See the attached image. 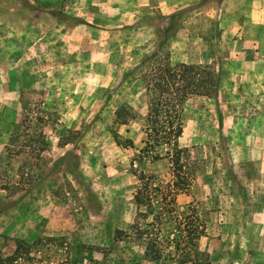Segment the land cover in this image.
Segmentation results:
<instances>
[{"label":"rangeland","instance_id":"374dc122","mask_svg":"<svg viewBox=\"0 0 264 264\" xmlns=\"http://www.w3.org/2000/svg\"><path fill=\"white\" fill-rule=\"evenodd\" d=\"M163 57L221 75L218 100L185 105L193 181L172 214L199 211L203 254L264 208V0H0V264H142L138 175L173 179L141 151L139 78Z\"/></svg>","mask_w":264,"mask_h":264},{"label":"trees","instance_id":"16d2710c","mask_svg":"<svg viewBox=\"0 0 264 264\" xmlns=\"http://www.w3.org/2000/svg\"><path fill=\"white\" fill-rule=\"evenodd\" d=\"M139 82L148 96L147 139L141 151L154 160L167 156L171 162L173 179L163 183L155 174L138 175L139 182L134 193L137 208L142 218L147 220L150 215L153 218L147 223V229L140 224L137 226L136 238L143 240L144 253L152 260L175 255L180 262H185L192 260L193 254L200 256L198 243L202 237L207 236V228L197 209L192 217L172 214L176 195L188 191L193 181L189 149L180 142L184 132L183 112L192 97L203 96L218 100L221 75L209 64L172 62L163 57L152 64L147 72L142 73ZM222 125L221 120L220 126ZM172 220L177 224V233L167 234L163 238L160 231L154 232L151 229L156 222L168 224ZM206 253L202 254L205 257L202 264H210ZM19 258L20 256L14 254L4 261L15 264ZM74 262L67 258L57 264ZM44 264L53 263L49 261Z\"/></svg>","mask_w":264,"mask_h":264},{"label":"crops","instance_id":"0c3cea01","mask_svg":"<svg viewBox=\"0 0 264 264\" xmlns=\"http://www.w3.org/2000/svg\"><path fill=\"white\" fill-rule=\"evenodd\" d=\"M254 213L252 217L242 212L241 217L232 222L221 221L224 225L229 224L222 234L225 242L214 243L212 250L208 246L206 255L210 264H264V208ZM199 254H193L192 260L185 262H180L175 255L155 260L148 258L146 253H141L139 257L142 264H202V253Z\"/></svg>","mask_w":264,"mask_h":264}]
</instances>
